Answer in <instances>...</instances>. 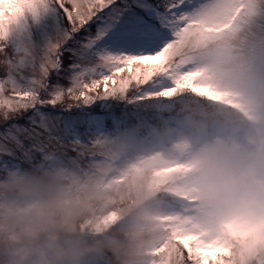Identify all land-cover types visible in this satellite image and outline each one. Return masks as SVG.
<instances>
[{
	"label": "clouds",
	"instance_id": "clouds-1",
	"mask_svg": "<svg viewBox=\"0 0 264 264\" xmlns=\"http://www.w3.org/2000/svg\"><path fill=\"white\" fill-rule=\"evenodd\" d=\"M32 6L0 3V123L19 111L5 92L26 45L5 18ZM203 8L170 55L207 92L156 97L138 106L154 119L43 154H0V264H264V5Z\"/></svg>",
	"mask_w": 264,
	"mask_h": 264
},
{
	"label": "snow or ice",
	"instance_id": "snow-or-ice-1",
	"mask_svg": "<svg viewBox=\"0 0 264 264\" xmlns=\"http://www.w3.org/2000/svg\"><path fill=\"white\" fill-rule=\"evenodd\" d=\"M40 2L32 0L30 14L9 9L5 18L16 21L26 45L15 74L21 86L5 92L19 111L0 123V154L31 157L47 151L51 139L86 141L138 117L154 119L155 112L138 106L156 97L208 91L184 53L170 55L206 0H51L42 8ZM257 2L264 5L248 0L253 11ZM6 78L0 72V86Z\"/></svg>",
	"mask_w": 264,
	"mask_h": 264
},
{
	"label": "rangeland",
	"instance_id": "rangeland-1",
	"mask_svg": "<svg viewBox=\"0 0 264 264\" xmlns=\"http://www.w3.org/2000/svg\"><path fill=\"white\" fill-rule=\"evenodd\" d=\"M126 74V73H125ZM0 130H2V129H0Z\"/></svg>",
	"mask_w": 264,
	"mask_h": 264
}]
</instances>
